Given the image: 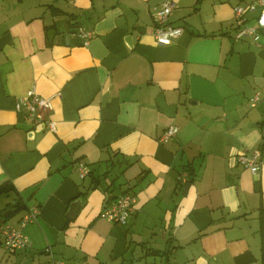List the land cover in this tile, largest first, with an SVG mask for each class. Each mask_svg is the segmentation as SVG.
<instances>
[{
  "label": "crops",
  "instance_id": "0c3cea01",
  "mask_svg": "<svg viewBox=\"0 0 264 264\" xmlns=\"http://www.w3.org/2000/svg\"><path fill=\"white\" fill-rule=\"evenodd\" d=\"M164 1L0 0V225L39 210L27 247L0 239V264H264V163L237 161L264 158V31L238 36L246 0H173L185 30L159 45ZM79 25L88 44L68 35ZM31 88L54 132L16 111ZM125 192L118 224L103 211Z\"/></svg>",
  "mask_w": 264,
  "mask_h": 264
},
{
  "label": "built area",
  "instance_id": "2783aa9c",
  "mask_svg": "<svg viewBox=\"0 0 264 264\" xmlns=\"http://www.w3.org/2000/svg\"><path fill=\"white\" fill-rule=\"evenodd\" d=\"M245 4H237L235 10V21L240 26L238 36H253L255 41L261 39L260 29H264V0H246ZM173 0H165L162 4L155 7L154 10V31L153 35L159 45H170L175 42L184 32L185 28L180 25L171 23V14L175 9ZM260 10L256 17L257 24L249 22L247 12ZM68 35L78 36L88 44L94 33L83 25L76 26ZM260 99L259 94L251 98V105L254 106ZM15 109L18 113L25 114L34 123L37 129L49 130L54 132L56 123L53 119L47 118L45 112L50 109V98H43L36 94L33 88L29 89L25 96L17 100ZM178 126L168 127L161 137L162 142H167L178 133ZM237 161L257 174L264 163V158L259 151H251L247 148L242 149L237 154ZM81 178L86 177L89 173V167L84 162H80L78 167ZM188 172H184L181 179L184 181L188 178ZM135 196L130 193H124L114 201L108 203L103 211V216L107 219L118 223L125 224L135 207ZM39 210L36 207L31 208L20 220L19 225L3 223L0 225V239L7 251L13 252L18 248H25L29 241L25 238L22 228L26 223L32 221L38 215Z\"/></svg>",
  "mask_w": 264,
  "mask_h": 264
},
{
  "label": "trees",
  "instance_id": "16d2710c",
  "mask_svg": "<svg viewBox=\"0 0 264 264\" xmlns=\"http://www.w3.org/2000/svg\"><path fill=\"white\" fill-rule=\"evenodd\" d=\"M5 183H6V182L0 184V193L3 192L4 189H6V184H5ZM125 193H127V192H125ZM123 194H124V193H123ZM13 207H14L15 209H20V208L23 207V204H22V202H20V201H16V202L13 204Z\"/></svg>",
  "mask_w": 264,
  "mask_h": 264
},
{
  "label": "water",
  "instance_id": "95a60500",
  "mask_svg": "<svg viewBox=\"0 0 264 264\" xmlns=\"http://www.w3.org/2000/svg\"><path fill=\"white\" fill-rule=\"evenodd\" d=\"M260 31H264V29L261 28ZM51 32H52V30H51L49 33H51ZM22 127H24V128H28L29 130H31L30 127H28V126H22ZM31 131H32V130H31ZM188 186H189V184L186 185V188H187ZM3 215H6V214L3 213Z\"/></svg>",
  "mask_w": 264,
  "mask_h": 264
},
{
  "label": "rangeland",
  "instance_id": "374dc122",
  "mask_svg": "<svg viewBox=\"0 0 264 264\" xmlns=\"http://www.w3.org/2000/svg\"><path fill=\"white\" fill-rule=\"evenodd\" d=\"M3 201H5V197H2L1 199H0V202L2 203Z\"/></svg>",
  "mask_w": 264,
  "mask_h": 264
}]
</instances>
